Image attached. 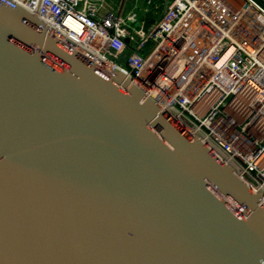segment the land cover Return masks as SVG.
Masks as SVG:
<instances>
[{
	"label": "water",
	"instance_id": "1",
	"mask_svg": "<svg viewBox=\"0 0 264 264\" xmlns=\"http://www.w3.org/2000/svg\"><path fill=\"white\" fill-rule=\"evenodd\" d=\"M40 4L0 0V264H264L259 184Z\"/></svg>",
	"mask_w": 264,
	"mask_h": 264
},
{
	"label": "built area",
	"instance_id": "2",
	"mask_svg": "<svg viewBox=\"0 0 264 264\" xmlns=\"http://www.w3.org/2000/svg\"><path fill=\"white\" fill-rule=\"evenodd\" d=\"M38 1L12 0L33 13ZM38 15L179 111L264 191V0H168L148 30L135 14L98 16L94 0H41Z\"/></svg>",
	"mask_w": 264,
	"mask_h": 264
},
{
	"label": "rangeland",
	"instance_id": "3",
	"mask_svg": "<svg viewBox=\"0 0 264 264\" xmlns=\"http://www.w3.org/2000/svg\"><path fill=\"white\" fill-rule=\"evenodd\" d=\"M121 1H123V0H121ZM137 1L139 2L138 6L140 8V9H138L137 13L140 14V18L144 22L147 19L148 20L152 19L155 22H158L161 20L160 19V18H162L161 16H163L162 14H163V11L165 10L166 2L168 0H149V1L148 0H146V1L145 0H126L125 12L128 13V11H131L133 9L134 5H136V8H137V4H136ZM134 11H135V9H134ZM153 47H154L153 42H150L147 45V47L145 48L142 55L146 57L152 51ZM133 52H134V50L132 49V46L127 45L126 48L123 50V52L117 53L118 59L116 61L119 64L125 65V62H126L125 58L127 56L131 55Z\"/></svg>",
	"mask_w": 264,
	"mask_h": 264
},
{
	"label": "crops",
	"instance_id": "4",
	"mask_svg": "<svg viewBox=\"0 0 264 264\" xmlns=\"http://www.w3.org/2000/svg\"><path fill=\"white\" fill-rule=\"evenodd\" d=\"M137 2H136L137 8H136V5H134L133 9L131 11H128V13H126L125 12L126 0H123V1H121V0H94V3H96L98 6V16H100V17L104 16L109 11H113V12H117V13L121 14L123 17H128L129 15L135 14L137 16L138 20L141 21L142 19L140 18V14L137 13L138 9H140L138 6L139 2L138 3ZM167 5H168V1L166 2V6ZM134 9H135V11H134ZM163 13H164V11H163Z\"/></svg>",
	"mask_w": 264,
	"mask_h": 264
},
{
	"label": "trees",
	"instance_id": "5",
	"mask_svg": "<svg viewBox=\"0 0 264 264\" xmlns=\"http://www.w3.org/2000/svg\"><path fill=\"white\" fill-rule=\"evenodd\" d=\"M144 21L142 20V23H143ZM156 22L154 21V20H152V19H147V20H145V22L143 23V25H144V29L145 30H148L153 24H155Z\"/></svg>",
	"mask_w": 264,
	"mask_h": 264
}]
</instances>
